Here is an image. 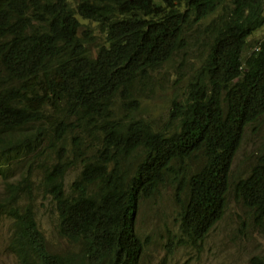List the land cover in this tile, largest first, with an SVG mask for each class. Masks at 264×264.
<instances>
[{
	"label": "trees",
	"instance_id": "trees-1",
	"mask_svg": "<svg viewBox=\"0 0 264 264\" xmlns=\"http://www.w3.org/2000/svg\"><path fill=\"white\" fill-rule=\"evenodd\" d=\"M263 26L264 0H0V214L17 263L138 264L139 203L166 184L191 245L230 189L264 224V160L230 179L244 127L264 115V36L250 40ZM198 33L206 53L165 125L135 117L149 74ZM44 204L72 249H48Z\"/></svg>",
	"mask_w": 264,
	"mask_h": 264
},
{
	"label": "rangeland",
	"instance_id": "rangeland-1",
	"mask_svg": "<svg viewBox=\"0 0 264 264\" xmlns=\"http://www.w3.org/2000/svg\"><path fill=\"white\" fill-rule=\"evenodd\" d=\"M263 36L264 26L256 30L250 40H259ZM187 41L184 49L149 74L147 90L137 96L140 108L134 113L135 117L158 125L155 127L165 125L172 99L184 96L188 81L193 78L206 53L208 39L203 33H198L197 38L188 36ZM111 107V112L119 117L129 115L119 99ZM71 140L69 135L64 142V150L70 149ZM261 160H264V115L244 127L232 161L231 185L234 179L247 174L250 167ZM76 173L75 169L67 172L66 185ZM2 187L0 180V196ZM176 197L173 187L166 184L149 199L139 203L136 231L144 243L139 264H257L264 260V224L258 218H253L232 189L226 195L223 216L198 245H191L180 236ZM37 217L50 251L73 248L71 241L57 233L56 217L51 206H39ZM9 224L5 215L0 214V264H18L6 248Z\"/></svg>",
	"mask_w": 264,
	"mask_h": 264
},
{
	"label": "clouds",
	"instance_id": "clouds-1",
	"mask_svg": "<svg viewBox=\"0 0 264 264\" xmlns=\"http://www.w3.org/2000/svg\"><path fill=\"white\" fill-rule=\"evenodd\" d=\"M139 264V263H138Z\"/></svg>",
	"mask_w": 264,
	"mask_h": 264
}]
</instances>
